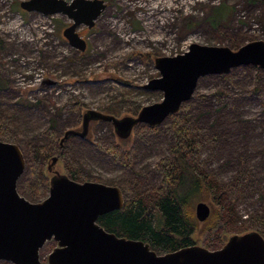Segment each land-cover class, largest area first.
<instances>
[{
    "label": "rangeland",
    "instance_id": "obj_1",
    "mask_svg": "<svg viewBox=\"0 0 264 264\" xmlns=\"http://www.w3.org/2000/svg\"><path fill=\"white\" fill-rule=\"evenodd\" d=\"M21 1L26 0H0V117L8 124L9 142L23 156L28 148L42 146L50 156L60 155L58 171L68 174L65 161L68 170L78 172L79 182L119 186L124 197L146 201L158 192V164L173 143L170 117L154 129H140L146 125L139 124L127 138L118 137L108 121L90 120L84 137L69 135L58 147L64 132L81 131L87 111L121 118L161 101V91L145 88L159 77L157 57L183 53L191 43L235 50L251 40L264 41L261 1L104 0L106 7L94 26L76 28L85 39L82 51L62 35L71 19L23 10ZM221 6L227 9L214 23L212 15ZM255 67L200 77L191 99L181 105H187L191 126L202 140L201 159L225 206L214 229L205 232L200 226L195 235L194 245L208 250L255 224L264 231V70ZM51 134L57 137L55 146ZM111 142L121 146L117 158L100 148ZM125 149L129 165L123 159ZM241 166H248L254 184L243 198H235L222 188ZM22 175L16 184L19 194L30 202L47 196L48 191L30 198ZM54 245L51 240L40 249L44 264Z\"/></svg>",
    "mask_w": 264,
    "mask_h": 264
},
{
    "label": "water",
    "instance_id": "obj_2",
    "mask_svg": "<svg viewBox=\"0 0 264 264\" xmlns=\"http://www.w3.org/2000/svg\"><path fill=\"white\" fill-rule=\"evenodd\" d=\"M19 6L44 15H66L71 24L63 30V36L83 51L85 40L76 28L80 24L93 27L106 4L104 0H26ZM154 64L159 77L152 78L145 88L161 91V101L143 106L134 116L121 118L87 111L82 117L81 131L66 130L60 147L69 135L84 137L90 120L110 122L120 138H127L139 124L160 125L191 99L200 77L226 74L247 65L264 70V41L251 40L235 50L191 43L185 52L157 57ZM57 161L58 156H51L46 164L50 173L47 196L30 202L16 188L25 170L24 156L18 145L0 140V261L44 264L39 250L53 240L56 246L46 256V264H264V237L257 230L230 235L215 250L190 245L163 254L141 239L108 232L98 218L123 207L120 187L75 181L55 169ZM210 211L204 201L194 205L199 222L205 221Z\"/></svg>",
    "mask_w": 264,
    "mask_h": 264
},
{
    "label": "trees",
    "instance_id": "obj_3",
    "mask_svg": "<svg viewBox=\"0 0 264 264\" xmlns=\"http://www.w3.org/2000/svg\"><path fill=\"white\" fill-rule=\"evenodd\" d=\"M251 1L264 2V0ZM226 9L224 6L216 9L212 15V18L215 17L214 23L219 21V15H222V11ZM255 69L257 71L258 67ZM186 106V104L183 105L177 113L170 116L173 143L169 149V156L162 158L158 164L162 178L156 196L149 201L142 197L125 196L121 209L98 218V223L106 231L117 236L141 239L158 254L194 245L197 243L195 235L199 227L201 226L205 232L210 231L222 221L224 215L225 206L221 201L222 193L214 187V176L206 169L201 159L202 140L195 128L191 126ZM139 128L148 130L155 127ZM50 138V142L55 146L57 137L51 134ZM9 139L8 124L0 117V140L9 142ZM100 145V148L110 156L114 158L120 156L121 146L117 142ZM58 147H60L59 144ZM128 152L126 149L123 151L126 164H128ZM57 156L56 165L62 160L59 154ZM50 158V152L42 146L34 145L26 150L25 170L22 178L25 184L24 191L32 199L48 191L50 173L46 166L41 167V163ZM241 168L231 183L222 188L223 193L233 195L235 198H243L247 188L249 189L254 184L248 166L246 168L241 166ZM63 169L71 179L78 181V172L68 170L65 161ZM83 181L87 179L81 182ZM120 189L124 193L121 187ZM197 200L208 201L210 205V215L203 222H199L193 212V203ZM254 226L252 230L259 231L264 237V231L257 224ZM245 231L247 229L239 233Z\"/></svg>",
    "mask_w": 264,
    "mask_h": 264
},
{
    "label": "flooded vegetation",
    "instance_id": "obj_4",
    "mask_svg": "<svg viewBox=\"0 0 264 264\" xmlns=\"http://www.w3.org/2000/svg\"><path fill=\"white\" fill-rule=\"evenodd\" d=\"M70 24H71V23H70ZM70 24H69V25H70ZM69 25H68V26H69ZM64 29H65V28H64ZM64 29H63V30H64ZM76 32H77V31H76ZM77 33H78V32H77ZM78 34H79V33H78ZM62 35H63V31H62ZM79 36H80V35H79ZM63 37H64V36H63ZM80 37H81V36H80ZM81 38H82V37H81ZM82 39H83V38H82ZM84 40H85V39H84Z\"/></svg>",
    "mask_w": 264,
    "mask_h": 264
}]
</instances>
